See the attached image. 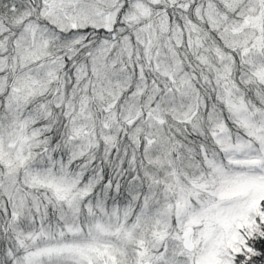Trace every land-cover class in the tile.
<instances>
[{"label": "trees", "instance_id": "16d2710c", "mask_svg": "<svg viewBox=\"0 0 264 264\" xmlns=\"http://www.w3.org/2000/svg\"><path fill=\"white\" fill-rule=\"evenodd\" d=\"M122 1L112 30L87 25L64 31L41 16L44 0H0V42L9 50H0L8 65L0 69V264L20 259L33 236L46 230L69 235L102 225L103 213L122 219L126 212L162 209L172 189L188 183L186 174L205 165L203 155L218 149L215 126L237 130L228 95L263 105V74L255 64L263 63L264 30L259 48L246 53L235 44L230 25L245 10L239 0H143L148 32L131 26V0ZM28 23L50 36L43 60L31 68L47 62L57 71L41 66L38 91L21 101L18 109L33 133L9 165L7 150L16 154L9 141L21 140L14 132L22 119L20 111L8 109L6 97L24 73L15 41ZM75 36L83 42L75 43ZM104 39L113 45L99 57ZM82 108L93 133L109 121L106 139L100 134L87 148L70 116ZM40 175L77 180L84 192L63 196ZM259 206L258 224L234 264H264V198Z\"/></svg>", "mask_w": 264, "mask_h": 264}, {"label": "rangeland", "instance_id": "374dc122", "mask_svg": "<svg viewBox=\"0 0 264 264\" xmlns=\"http://www.w3.org/2000/svg\"><path fill=\"white\" fill-rule=\"evenodd\" d=\"M169 1L178 5L186 2ZM239 3L245 10L230 27L235 44L248 53L262 46L264 0H239ZM124 4L122 0H44L40 12L64 31L87 25L110 31ZM129 4L126 8L128 22L148 32V6L143 0H131ZM27 26L25 33L15 41L22 50L20 63L24 73L17 76V86L6 97L8 109L20 111L22 119L21 123H16L18 127L14 132L21 140L9 141L16 151L12 157L7 150L9 165L12 159L20 158V148L33 133L29 117L24 110L18 109L21 101L38 91L41 66L50 74L57 71L53 63L47 62L31 68L45 53L50 36L38 31L33 23ZM74 40L82 43L84 38L75 36ZM112 45L110 40L104 39L97 55L106 56ZM0 50L9 54L2 42ZM0 59V69L7 70L8 65L3 62L5 57ZM97 64L93 61V65ZM255 72L263 74L264 82V59L262 64H255ZM228 98L237 130L231 131L223 123L215 126L213 139L218 149L210 156L203 155L205 165L192 175L186 174L188 183L175 186L162 209L152 213L142 210L136 216L126 212L122 219L103 213L102 225L95 229H91L92 226L78 228L69 235L62 231L52 235L46 230V233L33 236L32 248L13 264H234L245 237L251 235L258 224L259 202L264 198V102L257 108L242 99L236 100L229 95ZM70 116L73 131L82 140L81 146L96 145L100 134L106 139L109 121L93 133L84 108L70 111ZM40 177L63 196L84 192L77 180L50 178V175ZM31 178L38 180L36 176ZM261 222L264 225V214H261ZM189 229L193 231L189 238L192 247L186 245L184 238Z\"/></svg>", "mask_w": 264, "mask_h": 264}, {"label": "water", "instance_id": "95a60500", "mask_svg": "<svg viewBox=\"0 0 264 264\" xmlns=\"http://www.w3.org/2000/svg\"><path fill=\"white\" fill-rule=\"evenodd\" d=\"M192 232H193L192 229H189V230L185 233V235H184L185 243H186V245L189 246V247H192V245L189 244V238L191 237Z\"/></svg>", "mask_w": 264, "mask_h": 264}]
</instances>
